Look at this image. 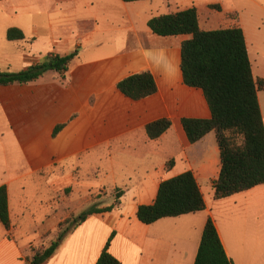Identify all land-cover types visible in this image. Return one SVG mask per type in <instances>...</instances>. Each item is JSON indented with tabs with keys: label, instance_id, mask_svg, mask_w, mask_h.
<instances>
[{
	"label": "crops",
	"instance_id": "crops-1",
	"mask_svg": "<svg viewBox=\"0 0 264 264\" xmlns=\"http://www.w3.org/2000/svg\"><path fill=\"white\" fill-rule=\"evenodd\" d=\"M172 1H0L1 72L78 52L64 78L51 71L29 84L0 86V187L8 189L12 226L8 232L0 222V264H21L33 248L49 247L72 214L110 207L119 192L116 207L89 217L47 264H96L114 232L109 252L121 264H195L209 217L233 264H264V185L215 199L217 134L191 144L182 124L212 118L204 92L187 86L181 70L182 45L192 36L161 37L148 26L154 17L196 8L201 29L213 31L217 21L201 14L213 6L227 12L228 28L244 31L259 82L264 0ZM12 29L25 39L9 41ZM143 72L155 79L154 95L133 100L119 90L121 81ZM258 99L264 120L263 88ZM164 119L171 127L151 140L147 126ZM189 171L206 210L141 223L138 209L154 204L161 183Z\"/></svg>",
	"mask_w": 264,
	"mask_h": 264
},
{
	"label": "trees",
	"instance_id": "trees-1",
	"mask_svg": "<svg viewBox=\"0 0 264 264\" xmlns=\"http://www.w3.org/2000/svg\"><path fill=\"white\" fill-rule=\"evenodd\" d=\"M148 26L161 37L192 36L182 45L181 70L187 86L204 92L212 118L184 119L182 124L191 144L200 142L213 131L217 134L221 172L213 186L215 199H225L264 185V120L258 99V89H264V80L256 82L254 79L243 29L231 27L205 31L200 27L196 8L154 17ZM7 39L21 41L25 35L18 29H12L8 31ZM77 54L49 55L41 63L17 73L0 71V86L29 84L51 71L64 78ZM118 88L133 100H141L157 92L155 79L150 72L130 76L121 81ZM170 127L171 122L164 119L149 124L146 131L151 140H156ZM122 195L123 192H119L117 201L110 207L99 209L94 205L80 216L64 220L59 225L55 241L49 247L33 248L30 257L21 258V264H47L66 237L89 217L111 212ZM205 210L201 188L189 171L162 182L154 204L140 206L137 217L141 223L152 225L166 218H178ZM0 222L8 232L11 231L6 186L0 187ZM115 235V232L112 233L96 264H121L109 252ZM195 264H233L211 217L206 222Z\"/></svg>",
	"mask_w": 264,
	"mask_h": 264
},
{
	"label": "rangeland",
	"instance_id": "rangeland-1",
	"mask_svg": "<svg viewBox=\"0 0 264 264\" xmlns=\"http://www.w3.org/2000/svg\"><path fill=\"white\" fill-rule=\"evenodd\" d=\"M169 2L171 4H174V2L172 0L171 1L169 0ZM173 11L174 10H172V13H173ZM201 16H202V19H214L215 21H217L213 26H211V28L213 30H215V29H221V28L222 29H227L229 27V23L232 22V18L229 17V15L227 14V12L218 10L215 6H213L212 8L210 7V9L208 11L203 12V14H201ZM167 167H169V166H167ZM114 199H115V197L114 198L108 197L107 201L109 203L111 201H114ZM86 209H87L86 207L85 208H82L81 210H78L77 215L72 214V216L78 217L84 211H86Z\"/></svg>",
	"mask_w": 264,
	"mask_h": 264
}]
</instances>
